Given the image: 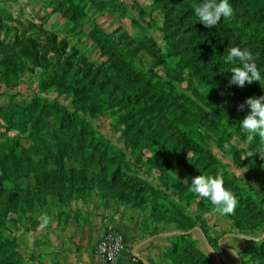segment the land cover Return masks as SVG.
<instances>
[{"label": "rangeland", "instance_id": "obj_1", "mask_svg": "<svg viewBox=\"0 0 264 264\" xmlns=\"http://www.w3.org/2000/svg\"><path fill=\"white\" fill-rule=\"evenodd\" d=\"M199 2L0 0V233L8 238L0 260L54 264L78 229L91 236L100 226L101 235L112 224L122 233L121 224L132 223L144 236L161 234L152 264H207L195 247L225 264L200 248L196 229L216 255L233 250L237 264H264V159L248 156L259 138L248 141L239 122L249 108L238 110L246 96L264 94L247 82L230 85L231 72L214 63L208 43L217 36L195 16ZM247 15L231 17L242 35L230 42L252 53L264 83V21ZM110 43L151 81L123 67ZM133 92L152 105L125 101ZM55 104L124 154L90 151L86 135L71 140L72 125L45 116ZM218 173L237 197L234 214L214 212L189 191L192 177ZM183 235L195 247L182 244Z\"/></svg>", "mask_w": 264, "mask_h": 264}, {"label": "trees", "instance_id": "obj_2", "mask_svg": "<svg viewBox=\"0 0 264 264\" xmlns=\"http://www.w3.org/2000/svg\"><path fill=\"white\" fill-rule=\"evenodd\" d=\"M262 1L263 2H261L260 0H229V4L231 5L233 9V14L231 17L237 16V14L240 13V11L242 10V12H244L245 14L248 13L247 16L249 17L253 16L256 21H264V0ZM231 17L230 18L222 17L215 27L210 28L216 34L217 41L216 43H208V51L211 54L213 53L214 63L219 67L226 66V70L228 71H230L229 69L231 67L238 66V62H236L235 64H229L225 61V57L227 56L229 48L236 46L230 41L234 38V36H235L234 39H236V38H239L240 35H242V34L236 35L232 31L234 27L229 25V22H232ZM235 27H239V26H235ZM105 38L106 37H104V39ZM110 44L113 46L112 51L115 53L116 59H118V61L121 63L123 67L133 71L137 75L144 76L145 79H147V81H151L150 74L145 73L143 69L137 66L132 59H130L127 55L124 54L123 50L120 47H116L112 43ZM236 47H240L242 50L245 49L242 45H237ZM256 65H257L258 70H261L260 64L256 63ZM261 84L257 81H253L251 83V85L253 86V88H255L257 92H259L260 94H264V83H261ZM234 87L236 88V85H234ZM175 96L178 97V94H175ZM245 98H248V96H246ZM124 99L127 102H132L140 106L149 107V105H152L151 102L148 99L144 98L140 93H134V92L130 93V95H128V97H124ZM182 101L184 102L183 99ZM55 105L56 106L54 107L56 108L54 110H53V107L50 108L48 113L45 116L46 117L51 116L62 127L64 126V124H66L67 126L72 125L74 127V133H72L69 137L71 140L74 138L72 136L75 133H77L79 137H83V138L86 135L87 137H89L88 142H87V145L88 144L89 145L88 146L86 145V149L90 146V151H95L97 150L98 147H101V152L111 151L112 153H114V155L124 154V151L122 152V149L119 146L113 143L109 138L105 137L101 132L96 130L87 119L80 116L76 112L68 110L63 105H57V104ZM28 106L35 107L36 106L35 100H32ZM27 113H29V111H27ZM162 117L166 122L170 123V125L173 126V128H175L179 132L184 133V134H189L185 131V129H183L177 123H175L172 118L168 117L167 114L162 115ZM18 118L21 122H24V119H22L20 115L18 116ZM37 118L43 119L44 115L37 113ZM52 135H53L54 140H60V137L59 139H57V134L54 131H52ZM193 139L196 140V144L200 145L201 147L204 148V150H207L208 152L212 154L211 147L207 143L199 141L196 136H194ZM8 151L11 152V149L9 148L6 149V152ZM212 157H215V155L212 154ZM216 163L218 166H221L220 162H216ZM116 169H117V166L115 167V172H116ZM180 241L182 242V244L187 243L191 246H193L194 244V247H195L194 240L191 237H189V235H183ZM7 242H8V238L4 237L0 233V247L4 243H7ZM193 251L196 252V254L199 253L200 255H202V257L204 258V261L207 264H214L208 258H206L203 252L199 250L197 247H195ZM0 264H8V262L6 259L2 258L0 260Z\"/></svg>", "mask_w": 264, "mask_h": 264}, {"label": "clouds", "instance_id": "obj_3", "mask_svg": "<svg viewBox=\"0 0 264 264\" xmlns=\"http://www.w3.org/2000/svg\"><path fill=\"white\" fill-rule=\"evenodd\" d=\"M191 7L198 21L209 28L215 27L222 17L230 18L233 14L229 0H201L199 3H193ZM225 61L229 64L238 62V66L229 69L231 71L230 85L235 84L243 87L245 82L251 84L253 81L261 84V72L248 49L242 50L236 46L229 48ZM245 104L249 111L239 122V126L247 134L249 142L259 138V150L249 153L248 156L259 153L260 158L264 159V96L246 98L245 102L238 106V110H243ZM183 182L187 184V179ZM189 191L210 202L213 211L222 216L234 214L238 204L236 195L224 187L222 174L219 173L216 176L200 174L192 177ZM47 222L48 218L44 217V223ZM245 238L253 239L254 243H259V240L255 238ZM232 255L236 256L238 253H234L232 250Z\"/></svg>", "mask_w": 264, "mask_h": 264}, {"label": "crops", "instance_id": "obj_4", "mask_svg": "<svg viewBox=\"0 0 264 264\" xmlns=\"http://www.w3.org/2000/svg\"><path fill=\"white\" fill-rule=\"evenodd\" d=\"M121 231L123 242L117 256V264H152L150 255L154 250V246L158 244L161 234L152 237L144 236L137 227H133L132 223L121 224ZM100 232L101 228L98 226L95 232L91 233V236L86 235V229H78L72 235H69L68 239L70 240H66L64 247L56 253L54 264H102V258L93 252V246L99 238ZM192 235L196 238L200 248L214 262L225 259V264L238 263L237 257L229 251L216 255L199 230H194ZM133 256L136 257V262H132L131 258Z\"/></svg>", "mask_w": 264, "mask_h": 264}, {"label": "built area", "instance_id": "obj_5", "mask_svg": "<svg viewBox=\"0 0 264 264\" xmlns=\"http://www.w3.org/2000/svg\"><path fill=\"white\" fill-rule=\"evenodd\" d=\"M122 233L120 230L109 224L94 244L93 252L102 258V264H117V256L122 247ZM136 262V257L131 258Z\"/></svg>", "mask_w": 264, "mask_h": 264}]
</instances>
